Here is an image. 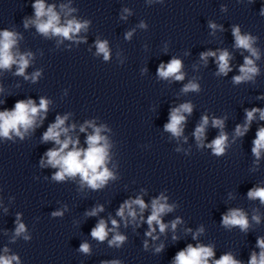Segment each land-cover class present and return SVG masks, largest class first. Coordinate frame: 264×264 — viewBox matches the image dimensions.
Returning <instances> with one entry per match:
<instances>
[{
    "label": "clouds",
    "instance_id": "9594fccd",
    "mask_svg": "<svg viewBox=\"0 0 264 264\" xmlns=\"http://www.w3.org/2000/svg\"><path fill=\"white\" fill-rule=\"evenodd\" d=\"M35 10V19H25L24 27L27 28L29 24H33L36 30L43 34L45 37L59 36L67 40H74L77 44L81 42H86L85 37L77 38L82 30L87 31L90 21L84 20L83 22L77 20L76 18L65 19L61 22L60 15L54 10V5H45L44 0H35L32 4ZM61 10L64 11L65 17L69 16L72 12L76 11L74 8H69L67 5H61ZM127 11V9H125ZM260 14L264 16V7L260 9ZM143 26V25H142ZM209 27L213 30L217 29L215 23H209ZM221 30H223L221 26ZM232 35L235 38V47L244 49L250 53V56L244 57V63L239 67V75L232 77L234 84H240L245 81H252L254 77L259 74V69L256 66L254 59L258 60L260 58L259 52L253 47L256 38L245 34L241 35L240 28L238 26H233ZM131 33L127 34L130 37ZM17 41V33L3 30L0 31V69H11L12 65H17V70L15 75L23 76L25 80H31L33 83L37 81L40 77V71L32 73L29 77L25 75V70L28 68L30 63V58L32 54H14L12 51L13 46ZM95 47L97 50V55L103 54L104 59L107 61L109 59V48L108 42L97 40L95 42ZM219 55L216 51H206L200 54L201 60L207 63L209 57L215 58V62L218 66V71L216 75L227 76L233 69L230 66L229 61L232 59L229 51L227 49L218 50ZM182 62L180 59L172 58L167 64L161 63L157 68V75L162 79H168L169 77L174 78L176 81L184 80V74L181 72ZM183 92L187 93L189 91L199 92L200 87L194 82H189L183 89ZM0 92H3V88L0 87ZM264 99V97H260ZM50 101L44 97H40L39 104L31 99H20L14 104V107L9 110L5 108L0 111V137L11 139L10 133H15L21 139L24 138V133H27L29 129H33L37 125V118L39 117L43 121L46 116H42L41 113H47ZM193 112V105L190 102L182 103L178 107L170 109L168 122L164 125L165 131L170 132L173 136L179 137L183 133V125L186 122V117L184 113L191 115ZM256 113H259L260 119L264 120V109L252 108L251 110L245 109L246 120L243 125L237 124L235 133L237 136L243 137L249 130V126ZM68 116L65 115L61 117L57 115L55 122L51 123L47 130L43 133L42 142L46 143L49 141L54 142V145L58 147L49 148L45 153L44 157H41L40 164L41 167L51 166L53 169H58L52 179L57 182L65 181L68 178H80V186L85 185L92 189L93 191L103 189L108 181L115 180L116 176L111 172L107 165L109 160V143L107 138L101 135L102 128L95 127L91 122H87L88 127L94 129V133L87 136L86 148L79 147V139H73L68 135L70 129L65 127V121ZM209 123V117L203 115L201 117V122L195 128L194 136L196 140L203 145L205 139L206 128ZM212 127L221 129L220 134L207 145V147L212 149V152L216 156H221L225 153L226 142L228 137L223 131L224 120L213 118ZM75 128V125L71 126ZM23 129V132L21 131ZM81 132L85 131V126H81ZM64 135V139H61V135ZM255 139L252 141L253 147L251 148L252 154L257 158L261 156V151L264 150V127H260L255 133ZM71 145V148H70ZM46 157V160H45ZM250 200L259 199L261 204H264V188L254 187L250 189L247 193ZM139 208L140 219L144 220L142 213L148 207L145 201L137 196L136 198H129L123 201L119 206L116 215L122 220H125L127 224V218L130 217L132 222H135L138 216L136 207ZM103 205H98L91 209V211L86 212L87 216L94 217L99 212H103ZM173 211V206L166 202V197L161 195L159 198L153 199L151 201V214L147 216L146 223L148 225L149 231L145 233L146 236H152V233L156 231V227H159V231L164 233L168 227L161 217ZM127 214V216L125 215ZM53 216H61L62 212H54ZM252 219L258 224L260 222V217L254 215ZM181 223V220L177 218L171 222V228L176 229L177 224ZM222 226L225 228H231L233 226H238L241 231H247L249 227V222L246 214L240 209H229L226 214L222 215L221 218ZM112 228H108L107 223L104 219H100L96 223L95 227L91 230V236L103 242L108 236L110 231H115L118 227V222L116 219L111 220ZM25 231V226L23 223H18L15 234L19 236ZM188 231H191L189 229ZM203 231V228L199 230ZM196 233L193 235V239H196ZM156 237H153L155 239ZM25 239H28L25 236ZM126 237L120 235L118 232L113 236L111 240L108 241L109 245H115L119 247ZM176 239V237H173ZM257 247L261 250L257 255L256 252L251 254L248 264H264V238H257ZM145 247H147V241H145ZM163 250V245L156 249V252H161ZM80 251L83 253H89V245L87 243H82L80 245ZM7 252V249H5ZM214 257V251L211 246H203L197 244L193 247L189 244L185 249L176 253L174 257L173 264H209L210 259ZM13 261H18L16 256H0V264H12ZM110 264H120L119 261H111ZM211 264H241V261L236 260L230 253L224 254L218 260H212Z\"/></svg>",
    "mask_w": 264,
    "mask_h": 264
}]
</instances>
